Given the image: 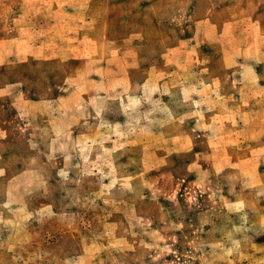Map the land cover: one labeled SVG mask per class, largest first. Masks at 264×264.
Masks as SVG:
<instances>
[{
  "label": "rangeland",
  "instance_id": "374dc122",
  "mask_svg": "<svg viewBox=\"0 0 264 264\" xmlns=\"http://www.w3.org/2000/svg\"><path fill=\"white\" fill-rule=\"evenodd\" d=\"M0 264H264V0H0Z\"/></svg>",
  "mask_w": 264,
  "mask_h": 264
}]
</instances>
